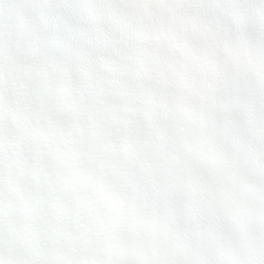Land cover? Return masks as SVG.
I'll return each mask as SVG.
<instances>
[{"label": "snow or ice", "instance_id": "6c2138e0", "mask_svg": "<svg viewBox=\"0 0 264 264\" xmlns=\"http://www.w3.org/2000/svg\"><path fill=\"white\" fill-rule=\"evenodd\" d=\"M0 264H264V0H0Z\"/></svg>", "mask_w": 264, "mask_h": 264}]
</instances>
